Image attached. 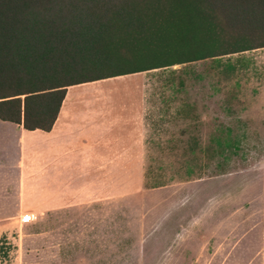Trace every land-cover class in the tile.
<instances>
[{
  "label": "rangeland",
  "instance_id": "1",
  "mask_svg": "<svg viewBox=\"0 0 264 264\" xmlns=\"http://www.w3.org/2000/svg\"><path fill=\"white\" fill-rule=\"evenodd\" d=\"M226 60L233 70L203 59L95 81L144 86V170L41 211L0 203V264H264V47ZM225 127L241 144L222 158Z\"/></svg>",
  "mask_w": 264,
  "mask_h": 264
},
{
  "label": "trees",
  "instance_id": "2",
  "mask_svg": "<svg viewBox=\"0 0 264 264\" xmlns=\"http://www.w3.org/2000/svg\"><path fill=\"white\" fill-rule=\"evenodd\" d=\"M264 47V0H0V120L48 131L66 87ZM225 127L216 151L239 147ZM159 185L157 182L154 186Z\"/></svg>",
  "mask_w": 264,
  "mask_h": 264
},
{
  "label": "crops",
  "instance_id": "3",
  "mask_svg": "<svg viewBox=\"0 0 264 264\" xmlns=\"http://www.w3.org/2000/svg\"><path fill=\"white\" fill-rule=\"evenodd\" d=\"M94 82L66 87L48 131L0 120V187L16 189L14 201L0 203L41 211L79 198L83 183L108 172L144 170V86Z\"/></svg>",
  "mask_w": 264,
  "mask_h": 264
},
{
  "label": "built area",
  "instance_id": "4",
  "mask_svg": "<svg viewBox=\"0 0 264 264\" xmlns=\"http://www.w3.org/2000/svg\"><path fill=\"white\" fill-rule=\"evenodd\" d=\"M29 218H27V215H22V220L21 221H27Z\"/></svg>",
  "mask_w": 264,
  "mask_h": 264
}]
</instances>
